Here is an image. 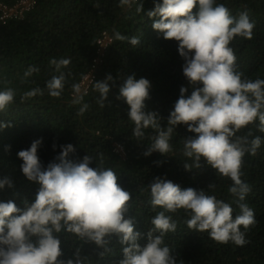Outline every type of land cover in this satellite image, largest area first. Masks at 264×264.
<instances>
[{
	"label": "clouds",
	"instance_id": "obj_1",
	"mask_svg": "<svg viewBox=\"0 0 264 264\" xmlns=\"http://www.w3.org/2000/svg\"><path fill=\"white\" fill-rule=\"evenodd\" d=\"M119 3L129 8L136 4L135 11H143L140 0H119ZM147 16L157 18L152 24L153 30L162 33L165 40L178 42V52L184 60L183 76L192 90L188 95L189 87L181 86L167 126L162 127L159 114L146 111L150 81L137 80L133 75L124 78L116 99L129 107L133 136L141 140L145 137L144 130L151 128L155 135L144 155L147 157L153 152L168 155L173 150L170 141L174 129L185 125L195 135L183 139L182 155L191 160L183 164L184 169L201 170L206 164L229 178L232 184L227 191L235 198L233 202L239 213L234 217L230 203L204 190L181 189L178 184L158 177L149 186L150 204L156 214L151 219L153 227L147 233L148 242L142 248L137 243L141 234L134 231V218H125L130 212L131 193L120 186L111 167H103V154L99 165L93 168L89 166L94 161L92 156L86 154L82 160H73V145H62L59 155L45 167L37 154L42 145V139H38L29 149L17 153L23 161L24 177L39 185L34 201L23 200L22 208L13 200L0 202V264H91L88 257L81 256L79 247L74 257L60 259L62 233L94 243L103 249L99 253L101 258L112 253L109 238L118 237L123 246V259L118 264H184L171 254L164 239L167 233L177 229L176 221L167 213L178 210L188 213L185 223L189 230L207 232L210 239L220 244L232 242L244 246L248 243L246 233L256 220L254 211L244 202L251 187L242 179V168L245 155L255 156L262 139L253 136L251 131L247 135L237 133L257 121L258 131L264 133V79L253 80L238 71L237 56L230 45L236 37L251 40L255 23L250 21L247 11L235 17L225 4H217L216 0H162L155 3ZM113 38L127 40L133 47L140 45V38L129 39L118 31ZM49 63L54 74L45 88L50 97L60 98L66 77L71 75L63 69L71 61L61 57L52 58ZM38 71L37 67H29L24 78ZM110 82L115 83L111 75L104 81L93 82L101 108L108 100ZM44 92L39 87L25 91L21 94V103L43 96ZM72 92V103L80 105L78 115L83 116L89 104L84 102L81 85L73 83ZM16 95L12 87L0 90V112L15 102ZM10 126L0 124V128ZM6 186L13 187L8 177L0 179V189ZM214 188V183L208 187Z\"/></svg>",
	"mask_w": 264,
	"mask_h": 264
},
{
	"label": "trees",
	"instance_id": "obj_2",
	"mask_svg": "<svg viewBox=\"0 0 264 264\" xmlns=\"http://www.w3.org/2000/svg\"><path fill=\"white\" fill-rule=\"evenodd\" d=\"M14 4L18 0H3ZM143 11H135L136 4L130 8L121 7L119 0H38L36 8L25 19L3 23L0 20V90L12 87L17 95L15 102L0 112V124L11 125L0 128V179L8 177L13 187L0 189V202L13 200L18 207L22 201H34L39 188L35 182H29L21 171L22 160L17 153L27 150L31 144L42 139L38 148L41 163L47 164L59 155L61 146L72 144L75 153L73 160H82L87 154L93 157L90 167L99 165L103 154V167H111L118 176V183L131 193L130 212L125 218H134V231L140 233L137 243L143 248L152 229L151 219L156 212L152 210L150 184L156 178L170 180L181 189L191 187L204 190L218 199H223L233 207V216L239 213L234 197L227 191L232 182L204 164L201 170L186 171L185 162L191 163L182 155L183 139L194 136L185 125H177L172 139V152L162 155L153 152L145 156L155 135L149 128L145 137L137 140L133 136L134 124L128 119L129 107L116 97L119 86L128 75L135 79L146 78L150 81V98L145 101L146 111H155L161 118L162 127L180 96L181 86L189 87L183 76L184 60L178 52V42L165 40L163 34L152 28L157 18H149L147 12L154 9L155 3L162 0H140ZM223 3L235 17L247 11L250 21L255 23L251 40L236 37L231 47L237 56L238 71L245 77L255 80L264 79V0H216ZM198 11L194 9L195 13ZM108 30L114 36L118 31L128 37L140 38V45L133 47L125 41H116L104 58L96 82L104 81L108 75L115 83L109 84L110 92L103 108L97 103L99 93L92 88L84 96L89 104L83 116L78 115L80 105L72 103V84L79 83L92 67L97 54V41L103 31ZM61 57L71 63L63 69L71 73L66 77L64 91L60 98L47 94L45 85L54 74L50 59ZM37 67L38 72L27 79L24 72L29 67ZM39 87L45 89L43 96H37L21 103V94ZM189 87L188 95L191 94ZM260 136L261 147L255 156L246 154L242 179L251 187L245 203L254 211L256 223L246 233L248 243L236 246L232 242L220 244L209 238L207 232L189 230L185 221L189 218L184 210L167 213L177 223L174 233L165 235V244L171 254L184 264H264V133L258 131V121L237 135ZM252 137H249L251 139ZM121 143L128 152L123 159L115 151V143ZM53 145H56L55 149ZM215 188L209 190L210 184ZM162 209H157L160 211ZM243 231V228L241 229ZM159 233H154L158 235ZM63 255L62 260L74 257L77 247L80 254L88 257L91 264H118L123 259L119 238L112 236V253L100 257L103 249L94 243L79 241L70 234H60ZM65 235L68 239L65 240Z\"/></svg>",
	"mask_w": 264,
	"mask_h": 264
},
{
	"label": "built area",
	"instance_id": "obj_3",
	"mask_svg": "<svg viewBox=\"0 0 264 264\" xmlns=\"http://www.w3.org/2000/svg\"><path fill=\"white\" fill-rule=\"evenodd\" d=\"M38 4V0H18L14 4H9L3 0H0V20L3 23H8L15 20H23L26 16L33 11ZM113 34L108 30L102 32L98 38L97 54L93 60L92 67L89 71L82 77L79 84L81 85L82 93L88 95L92 90L93 82H96L98 71L100 66L106 57L109 49L114 43ZM73 96V94H72ZM115 151L123 159L128 158V152L126 148L119 142L115 143Z\"/></svg>",
	"mask_w": 264,
	"mask_h": 264
}]
</instances>
